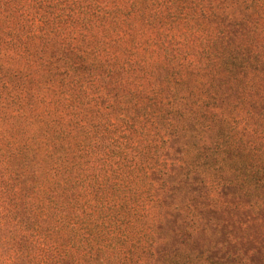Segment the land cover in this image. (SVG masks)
I'll return each mask as SVG.
<instances>
[{
  "label": "trees",
  "instance_id": "trees-1",
  "mask_svg": "<svg viewBox=\"0 0 264 264\" xmlns=\"http://www.w3.org/2000/svg\"><path fill=\"white\" fill-rule=\"evenodd\" d=\"M179 1L0 0L2 29L18 32L12 18L21 11L22 33L43 40L31 43L32 74L16 70L0 78V264H147L152 242L143 244V237L151 231L152 207L160 210L157 221L163 211L159 180L188 185L192 200L223 206L234 217L233 209L257 213L264 206V177L257 178L256 209L242 197L254 166L264 163V99L253 108L255 130L236 128L221 106L225 70L236 74L243 56L261 59L251 41L245 46L254 49L233 40L223 50L226 25L259 24L264 0H250L252 21L237 5L232 18L213 19L209 10L204 34L188 23L167 28L174 17L197 16ZM213 51L217 64L209 69L200 54ZM252 73V87L261 86L262 74ZM262 96L261 86L255 97ZM159 121L169 122L164 135L148 137L144 125L156 130ZM175 135L184 143L177 156L169 146ZM201 164L221 170L225 164L230 172L194 177ZM195 208L190 220L199 214Z\"/></svg>",
  "mask_w": 264,
  "mask_h": 264
},
{
  "label": "rangeland",
  "instance_id": "rangeland-1",
  "mask_svg": "<svg viewBox=\"0 0 264 264\" xmlns=\"http://www.w3.org/2000/svg\"><path fill=\"white\" fill-rule=\"evenodd\" d=\"M181 2L177 0V3ZM250 0H224L225 7L220 5L217 1L212 3V0H202L199 2L195 1L194 4L190 3V0H185V7L183 11H187L188 14L195 13L197 16L193 18H186V20H181L179 17H174V21L171 25L167 24V28H184V24L188 23L193 25V29L196 32L206 33L209 26L205 24L207 21L206 13L208 11L214 12L217 19L219 16H225L228 18L233 17V9L231 8L234 5L239 6L243 18L246 21H252L255 19V15L252 13V9L249 6ZM133 11L134 9L131 8ZM264 12V8H262ZM20 15V17H18ZM25 14L21 11L15 12L12 19L16 23L15 27L20 29L18 32L12 33L7 29H2L0 27V78L2 74L6 76L13 75L16 70H20L22 77L32 74L34 70L32 64V58L34 56L33 49H31V43H43L42 37L31 38V34L27 35V32L22 33V27L26 25ZM258 22L259 24L251 25L248 24L246 27L239 26H229L226 25L225 32V41L223 43L222 49L224 50L229 44L227 42H232L234 40L235 44L243 49H254L253 47H246V42H252V45L257 49L261 48V59L258 64L255 63L256 59L254 56H243L239 61V66H237L234 71L236 74H229L228 70H225L223 74L222 81L225 83L223 89L225 94L221 106L224 108L228 106L226 112L230 114L233 118L232 122L236 128H252L253 118L255 115L256 104H259L264 99L262 97H255L256 93L264 88V81L261 86H255L250 80L252 78L253 68L258 69V74H262L264 77V14L261 13V9L257 11ZM17 18V20H16ZM30 22V18L28 19ZM1 25V22H0ZM10 26V25H8ZM30 23L27 25L28 30L30 29ZM41 32H45L48 29L46 27H39ZM144 49H150L148 47H142ZM183 50L187 53V56H190V53L186 50L184 45ZM20 55H17V53ZM201 61L209 69L213 68V65L217 64L215 59L214 51L211 53L200 54ZM13 72V74H11ZM126 73L127 72H123ZM156 74L157 79L160 81L164 80V77L167 75V70L163 69ZM115 74V72H114ZM243 74V75H241ZM237 75V80L234 85L229 84L233 77ZM166 84V82H164ZM187 92H184L183 97L186 98ZM188 97V96H187ZM191 97H189L190 99ZM252 100V101H251ZM211 106H218L216 103L213 104V99L209 100ZM264 102V100H263ZM170 103V102H167ZM257 110V109H256ZM238 116V117H235ZM261 117V116H260ZM263 117V115H262ZM236 118V120H235ZM213 122V117L209 120H205L203 124H210ZM262 121H260L261 123ZM160 126H156V130L153 128L145 127L148 129V137H150L154 132L159 136L164 135L165 130L169 127V122L159 121ZM263 124V123H262ZM191 126V125H190ZM189 125H185L183 129H187ZM192 127V126H191ZM192 129V128H191ZM153 132V133H152ZM143 135V133H142ZM158 137H155L156 139ZM174 138L170 141L169 146L173 147L171 151L172 154L176 152L178 144L182 147L183 150V140ZM167 144V142H166ZM180 150V147H179ZM197 161H199L197 159ZM201 161V160H200ZM213 164L210 168L204 165H199L197 175H205L213 173L219 175H225L224 173L230 172L225 164L222 166ZM256 167L252 171V175L249 182L250 192L243 193L242 197H245L244 202L247 201L246 197H250L254 208L258 206L254 201L255 193L261 190V184L257 181V178L264 177V163L263 167L260 164L255 165ZM177 171L183 173V167L177 168ZM201 171V172H200ZM151 178L159 179V176H151ZM230 180V179H229ZM159 186V190L164 191L162 200V214L157 221L156 214L160 211L156 206L152 207V212L155 217L151 220L150 224V233L148 231L143 237V244L146 242H152L151 245V255L152 259L147 262V264H238L235 259L245 258L244 264H264V228L262 225L263 221V207L258 208L257 213H252L249 210L247 213L241 214L237 209H233L232 213L238 215V217L230 216L229 212H224L223 206L217 207L210 202H196L192 200L191 188L188 185H182L180 188L173 187L169 183H162L161 180L158 181L155 185ZM231 186V185H230ZM229 186V188H230ZM190 188V190L185 189ZM235 190V187L232 188V192ZM161 193V191H160ZM236 194H239L236 192ZM162 195V194H161ZM264 199V198H263ZM225 205L228 203L226 197L221 199ZM191 202L193 204H191ZM250 203V202H249ZM251 204V203H250ZM196 207L199 209V214L196 216V219L190 220V216L187 213H190V208ZM221 210H220V209ZM238 220H245L248 225L246 227H240L236 223ZM230 223H233L230 226ZM152 226V227H151ZM240 227L239 233H233L237 228ZM231 228H233L231 230ZM231 230V231H230ZM227 232L230 233V236H227ZM240 236L237 239V242L233 241L234 238ZM225 240L229 243L226 245ZM217 241H220L221 245L216 246ZM131 242H129L130 244ZM216 246V247H214ZM213 247V248H210Z\"/></svg>",
  "mask_w": 264,
  "mask_h": 264
}]
</instances>
